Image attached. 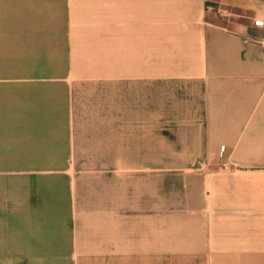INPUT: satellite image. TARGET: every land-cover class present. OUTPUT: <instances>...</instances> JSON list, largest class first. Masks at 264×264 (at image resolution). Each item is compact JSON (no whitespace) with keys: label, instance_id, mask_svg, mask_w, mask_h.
I'll return each mask as SVG.
<instances>
[{"label":"crops","instance_id":"1","mask_svg":"<svg viewBox=\"0 0 264 264\" xmlns=\"http://www.w3.org/2000/svg\"><path fill=\"white\" fill-rule=\"evenodd\" d=\"M264 0H0V264H264Z\"/></svg>","mask_w":264,"mask_h":264},{"label":"built area","instance_id":"2","mask_svg":"<svg viewBox=\"0 0 264 264\" xmlns=\"http://www.w3.org/2000/svg\"><path fill=\"white\" fill-rule=\"evenodd\" d=\"M255 28L262 34V38L258 40V44L262 47L264 51V21L263 20H256L254 22Z\"/></svg>","mask_w":264,"mask_h":264},{"label":"rangeland","instance_id":"3","mask_svg":"<svg viewBox=\"0 0 264 264\" xmlns=\"http://www.w3.org/2000/svg\"><path fill=\"white\" fill-rule=\"evenodd\" d=\"M11 259H8V261H7V259H5V264H10L11 262Z\"/></svg>","mask_w":264,"mask_h":264}]
</instances>
